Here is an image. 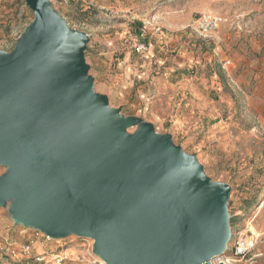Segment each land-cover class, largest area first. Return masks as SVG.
<instances>
[{
    "label": "water",
    "instance_id": "water-1",
    "mask_svg": "<svg viewBox=\"0 0 264 264\" xmlns=\"http://www.w3.org/2000/svg\"><path fill=\"white\" fill-rule=\"evenodd\" d=\"M0 51V207L16 225L95 241L104 264H212L230 241L226 185L166 136L109 111L85 75L84 34L49 0Z\"/></svg>",
    "mask_w": 264,
    "mask_h": 264
},
{
    "label": "rangeland",
    "instance_id": "rangeland-1",
    "mask_svg": "<svg viewBox=\"0 0 264 264\" xmlns=\"http://www.w3.org/2000/svg\"><path fill=\"white\" fill-rule=\"evenodd\" d=\"M69 29L84 34L85 75L109 111L135 123L133 135L150 114H140L138 90L146 87L134 73L156 78L178 68L206 85L195 104L172 100L182 120L162 113L153 130L169 139L184 157L194 158L212 182L229 190L228 225L235 237L247 228L257 238L251 254L264 264V0H49ZM201 14L219 20L210 37L192 26ZM24 0H0V51L11 53L33 20ZM159 27L134 51L141 22ZM226 64L227 69L222 66ZM138 106V107H137ZM174 107V106H173ZM175 122H178L176 120ZM5 168L0 166V176ZM228 250L231 246L227 244ZM95 241L76 234L51 237L16 225L9 203L0 207V264H104ZM226 251L224 256L230 257ZM231 264H245L243 261Z\"/></svg>",
    "mask_w": 264,
    "mask_h": 264
},
{
    "label": "crops",
    "instance_id": "crops-1",
    "mask_svg": "<svg viewBox=\"0 0 264 264\" xmlns=\"http://www.w3.org/2000/svg\"><path fill=\"white\" fill-rule=\"evenodd\" d=\"M178 71V68H172L170 72L156 78H150L148 76V71H146L143 76L134 73L135 76L133 80H135V77L144 79L148 83L146 87L154 89L138 90L136 92V99L140 103L139 108H141L139 112L140 114L149 112L150 119L145 122L151 126H155L158 121V116L164 113L173 115V126L175 128L180 127L182 120H184L178 115L180 108H175V105L171 107L169 104H172L173 101L176 103L179 100L180 104H185L187 96L192 98L191 104H195L196 97L201 93L200 90H205L206 85L200 83L202 80L199 82L196 78L194 79L190 75H183ZM166 98L174 100L167 101V105L165 106L164 103ZM176 120H178V122H175ZM256 260L254 262H256Z\"/></svg>",
    "mask_w": 264,
    "mask_h": 264
},
{
    "label": "built area",
    "instance_id": "built-area-1",
    "mask_svg": "<svg viewBox=\"0 0 264 264\" xmlns=\"http://www.w3.org/2000/svg\"><path fill=\"white\" fill-rule=\"evenodd\" d=\"M218 28L219 20L208 14H201L192 26L194 32L203 39L210 38ZM149 31L158 32L159 27L153 26L148 20H144L140 24L138 42L134 48V51L141 56L147 54L149 50V45L144 42L146 34ZM222 68L224 70L227 69V65L224 64ZM230 242L231 246L229 247V250L228 246L226 247V251L231 253L230 257H226L223 254L222 256L215 258L212 261V264H231L234 262H230L231 259L239 260L240 262L243 261L245 264H251V262L254 263L256 259L261 257V254L255 256L251 254L253 246L257 242V238H254V236L248 232L247 228L244 232L241 234L239 233L235 237L231 233L228 244H230Z\"/></svg>",
    "mask_w": 264,
    "mask_h": 264
},
{
    "label": "bare ground",
    "instance_id": "bare-ground-1",
    "mask_svg": "<svg viewBox=\"0 0 264 264\" xmlns=\"http://www.w3.org/2000/svg\"><path fill=\"white\" fill-rule=\"evenodd\" d=\"M225 264H227V263H225Z\"/></svg>",
    "mask_w": 264,
    "mask_h": 264
}]
</instances>
